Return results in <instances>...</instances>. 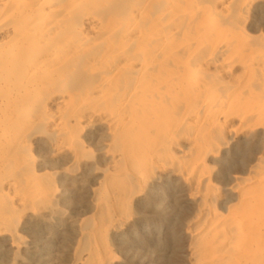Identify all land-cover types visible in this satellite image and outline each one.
<instances>
[{
    "label": "bare ground",
    "instance_id": "obj_1",
    "mask_svg": "<svg viewBox=\"0 0 264 264\" xmlns=\"http://www.w3.org/2000/svg\"><path fill=\"white\" fill-rule=\"evenodd\" d=\"M0 264H264V0H0Z\"/></svg>",
    "mask_w": 264,
    "mask_h": 264
},
{
    "label": "rangeland",
    "instance_id": "obj_2",
    "mask_svg": "<svg viewBox=\"0 0 264 264\" xmlns=\"http://www.w3.org/2000/svg\"><path fill=\"white\" fill-rule=\"evenodd\" d=\"M171 245H174V243H172Z\"/></svg>",
    "mask_w": 264,
    "mask_h": 264
}]
</instances>
